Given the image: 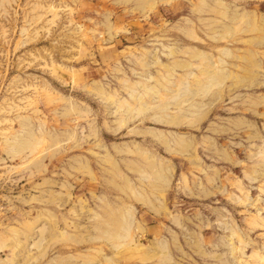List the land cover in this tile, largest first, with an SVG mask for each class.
Instances as JSON below:
<instances>
[{"label":"rangeland","instance_id":"rangeland-1","mask_svg":"<svg viewBox=\"0 0 264 264\" xmlns=\"http://www.w3.org/2000/svg\"><path fill=\"white\" fill-rule=\"evenodd\" d=\"M0 264H264V0H0Z\"/></svg>","mask_w":264,"mask_h":264}]
</instances>
